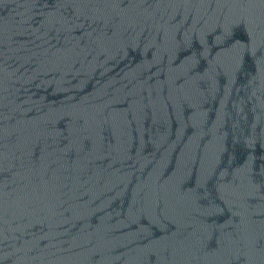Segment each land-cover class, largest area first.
I'll return each mask as SVG.
<instances>
[{"label":"water","instance_id":"obj_1","mask_svg":"<svg viewBox=\"0 0 264 264\" xmlns=\"http://www.w3.org/2000/svg\"><path fill=\"white\" fill-rule=\"evenodd\" d=\"M0 264H264V0H0Z\"/></svg>","mask_w":264,"mask_h":264}]
</instances>
